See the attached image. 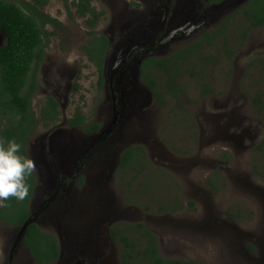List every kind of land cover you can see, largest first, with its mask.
Here are the masks:
<instances>
[{"label": "rangeland", "instance_id": "374dc122", "mask_svg": "<svg viewBox=\"0 0 264 264\" xmlns=\"http://www.w3.org/2000/svg\"><path fill=\"white\" fill-rule=\"evenodd\" d=\"M138 2L97 0L99 7L109 11L101 21L103 34L132 15L131 9ZM176 5L177 2L168 5L170 18ZM202 9V21L189 26L195 27L194 31H180L174 40L167 41V56L200 43L205 34L212 35L236 10L211 9L207 13L208 8ZM45 11L64 25V30L49 43L44 35V44L48 54L45 63H52L70 77L68 117L80 111L87 117L86 123L108 126L107 121L111 120L101 107L109 87H99L97 70L81 55L78 43L85 35L83 19L75 14L74 21L70 20L64 0H50ZM241 16L232 18L223 28V36L212 39L204 50L205 55L217 60V65L204 68L203 81L211 86L213 95L201 96L203 81L197 74L193 76L192 67L197 68L194 59V65L182 60L187 65L174 75L184 89L178 101L167 91V78L157 74L155 79L162 84L158 88L161 99L149 86H144L143 93L135 97L131 94L129 113L118 133L90 160L82 162L78 185L70 186L69 195L66 193L49 212L39 216L41 220L48 219L37 224L39 229L52 234L63 251L64 259L60 262L58 258L54 264H122L120 248L111 239V232L109 235L112 227L122 223L143 224L156 236L160 255L167 259L246 264L241 256H247L249 247L264 261V109L259 108L264 105V27L249 29ZM181 26H168L167 36ZM69 45L77 46L68 50ZM56 70L54 66L48 67L45 81L41 71V87L59 80L54 78ZM40 96L34 102L38 109ZM224 114L236 120L234 128H241L247 135V148H237L238 156L228 146L229 140L220 134L226 120L221 119ZM211 116L217 119L208 122ZM55 126L39 124L30 137L28 158L34 162L33 172L37 175L33 211L45 202L46 191L53 187V179L58 175L54 170L50 173L56 169L54 146L67 141L52 143L53 134L61 129ZM65 133L69 137L66 145L86 148L93 144L92 140L80 141L79 131ZM135 145L146 151L147 162L134 164L123 173L121 157ZM144 166L146 171L142 170ZM250 183L258 191L247 188L245 184ZM69 197L71 211L65 214L64 210L61 215V206L66 209L65 199ZM57 209L58 216H52ZM18 236V227L0 221V264H5L13 244L20 243ZM255 242L260 244L258 249ZM16 264H35L24 245L18 251Z\"/></svg>", "mask_w": 264, "mask_h": 264}, {"label": "flooded vegetation", "instance_id": "af4514ba", "mask_svg": "<svg viewBox=\"0 0 264 264\" xmlns=\"http://www.w3.org/2000/svg\"><path fill=\"white\" fill-rule=\"evenodd\" d=\"M1 1H6L17 5L19 11H21L23 14L27 15L28 17L33 18L36 21L41 31L40 36L43 46V56L37 73L38 74L37 88L31 98L32 109L35 112V117L37 119V126H39V124H43V125L46 124L47 126L56 125L55 127H60L61 129L56 131L55 134H53L52 141L60 143L62 140H67L64 144H66L69 140V137L67 136L65 131L72 133L79 131L78 137L81 139L80 141H84V139H86L88 135L90 136L97 134L102 128H104L101 123L99 122L86 123L88 119L80 111H77L73 113L74 114L73 116L68 117L67 109L71 98V93L70 90L68 89L70 87L68 82L70 77L68 75H65L64 73H61L60 68L56 67L52 63H50V65L45 63L48 54L45 49L46 47L44 44L45 43L44 35L46 36V43H49L50 40L52 41L53 36L58 35L59 32L64 30V25L60 21V19H56L51 14H49L48 11H45V8L48 2H50V0H31V1L1 0ZM102 1H108V0H102ZM177 1L178 0H140V2L137 3L138 6L136 8L131 9L132 15L126 16V17L135 16V17L123 18L121 22L118 23L117 27L112 26V28L110 29L108 28L105 32L106 35H104L101 30V21L106 16L107 14L106 12L109 11L99 7L97 4V0H64L66 8L68 10L69 19L74 21V15L76 14L78 18L83 19L85 24V29H84L85 35L80 40H78L82 52L81 55L86 57L89 60V62L94 65L99 75V80L101 77H103L104 80L103 90L108 89V87L110 90V92H108L107 90V94H106L107 99L102 105L101 110L103 108L106 115L109 116L111 121H107V123L112 125L113 128L110 131V133L105 136L103 141L104 143L102 142L103 145H101L98 151L96 150V153L102 150L103 146L110 141L115 131L118 128H120V126L123 124L124 119L122 118L123 116L122 110H123V101L125 100L124 96L128 95V102H129L130 96H132L131 94H133V97H135V94L139 95L143 93L144 86H148L142 82L143 67L145 63L153 64L152 60L153 61L158 60L164 62L171 56V55L167 56L168 49L170 48V43H167V37H168L167 32H168V26L173 25V18L172 17L170 18L169 14L167 16V8L168 5L170 6L173 2H177ZM213 5L215 4L211 3L210 0L208 2L205 0H198L197 7L199 8L201 7V10L196 12L195 17L192 20V24L198 25V23L202 21L203 12H204L202 6L208 8L207 11L208 13L211 10L210 6ZM241 7L240 8L238 7L236 10H234L235 11L234 13L239 12ZM85 9H90L91 11H85L84 13L83 11ZM187 32H191V31H187ZM102 37H105L108 42L105 48H103L101 45ZM0 43H7V36L3 30H0ZM76 46L77 45H69V48L67 49L70 50L76 48ZM109 60L110 63L108 64ZM182 60L183 59H181L180 61ZM101 61H103L102 71L100 70L99 67V63ZM51 66H54L57 69L56 76L54 78H59V80H61L63 83L60 84L59 80L54 79L51 84L46 83V86L43 88L40 85L39 75L43 70L42 80L45 81L47 68ZM148 72L151 74L150 77L152 76L153 78H156L155 76H157V74L159 76H164L167 78L166 66L163 64L159 65L158 67L155 66L149 67ZM76 74L79 75V73ZM120 78L125 79L127 81V87L124 89L120 88L116 84V81ZM106 79L108 83H106ZM111 81H113V83H111ZM52 88L54 89L52 90ZM138 88L139 90H137ZM136 91H138V93H136ZM39 95H41L40 96L41 100H37V101H40L39 104L40 109L34 107L35 99H37ZM110 95L111 98H109ZM211 95H213V93L208 96ZM49 99H53L57 103L55 113H53V111L49 106ZM108 100L112 101L111 104L107 103ZM34 108L39 110V114H37V110H35ZM259 108L264 109V106H261ZM61 116H63L62 119ZM222 116L221 119L226 118V120H224V128L220 130V134L223 136L224 139L227 138L229 140L228 146L230 147V149H232L234 156H238L237 148H241L244 150L247 148V146L244 145L247 135L241 128H234L237 121L232 119L229 116V114H224ZM77 118H84L85 119L84 123L80 126L70 125V121L75 120ZM54 119L56 121H53ZM216 119H217L216 117L211 116L209 117L208 122L215 121ZM91 124L99 125L100 126L99 131L96 133H86L84 128L88 127ZM118 131L119 130H117V133ZM81 132L83 133V136H80ZM29 144H30V140L27 146L28 156H29V147H30ZM81 166L82 165H80L78 168H73L72 173L69 175L60 172V174H58L56 179L54 180L53 187L49 186V192L48 190L46 191L45 202L51 198H54L56 200L59 198L62 199L63 196H66V193L69 192L68 189L70 188V186L78 185L77 181L79 177V172L82 169ZM35 176L37 175L35 174ZM245 185L247 186V188L255 192L258 191L253 184L251 185L245 184ZM68 195L69 193L67 194V196ZM33 198L31 201V207H32ZM68 200L69 198L65 199V201ZM1 208L2 207H0V210ZM262 221L264 223V214L262 217ZM23 245L32 255L26 244H20L16 241L13 244L12 250L5 264H16L18 251L19 249H21V246ZM255 245H256L254 246L255 249H258L260 247V244H258V242H255ZM248 248H246L247 256L245 255H243L244 257L241 256L243 261L247 262L248 264H264V261L261 258H258L259 253L253 254L252 250Z\"/></svg>", "mask_w": 264, "mask_h": 264}, {"label": "trees", "instance_id": "16d2710c", "mask_svg": "<svg viewBox=\"0 0 264 264\" xmlns=\"http://www.w3.org/2000/svg\"><path fill=\"white\" fill-rule=\"evenodd\" d=\"M222 1L225 0H210L214 4ZM85 11L91 10L85 9L83 12L85 13ZM237 15H242L241 17L247 22L249 29L264 26V0H249L239 12L228 18L222 28L213 32L212 35L205 34L200 43L178 51L164 62L152 60L153 64L145 63L142 82L150 87L158 99H161L162 94L158 88L162 87V84L158 83L152 76L150 77L148 68L165 65L167 91L178 101L179 95L184 92V89L180 87V83L177 81L179 77L174 78V75L179 73L183 68L182 66L189 63L188 61L193 63L192 59H194L198 69L192 67L193 76L197 74V77L203 81L206 78L204 68L208 69L217 65L216 57L205 55L204 50L211 45L212 39L223 36V28L225 29L229 21L236 18ZM0 30H3L7 36V43H4L3 46L0 45V142L6 145L7 141L14 139L21 145V154L28 157V142L37 126L31 98L37 88V73L43 56L41 31L36 21L19 11L17 5L1 0ZM101 40V45L105 48L108 43L107 39L102 37ZM181 59L187 63L180 61ZM102 66L103 61L99 63L101 71ZM199 66L201 67L199 68ZM98 84L103 89V77L100 78ZM201 86L202 97L213 93L207 82L203 81ZM258 103L260 102H256V104ZM49 106L55 113L57 103L53 99H49ZM84 120V118H77L70 121V125L80 126ZM99 129L100 126L97 124H91L84 128L86 133H96ZM121 159L120 171L125 173L134 164H146V151L141 146L135 145L127 149ZM142 170L146 171L147 168L144 166ZM26 183L29 187L28 196L22 201L9 197L8 201L4 202L7 206L0 210V221L9 226L20 228L30 217L31 201L37 186V177L34 172L26 177ZM79 184H83V179L79 180ZM110 232L114 243L120 248L122 264H200L193 261L167 259L161 256L156 236L143 224L122 223L112 227ZM25 244L32 253L36 264H54L59 258L60 247L56 238L52 234L40 230L37 224L28 227Z\"/></svg>", "mask_w": 264, "mask_h": 264}, {"label": "water", "instance_id": "95a60500", "mask_svg": "<svg viewBox=\"0 0 264 264\" xmlns=\"http://www.w3.org/2000/svg\"><path fill=\"white\" fill-rule=\"evenodd\" d=\"M205 1L208 2L209 0H205ZM248 1L249 0H225V1H222L221 3L210 6V9H218V10H223L225 8L237 9L238 7L240 8L241 6H244L245 4H247ZM197 6H198V0H178L177 1V5L173 10L172 27L175 28L180 24L182 26L175 30L170 31L167 37V41L174 40L175 36H177L180 31H183V30L194 31L195 27L193 26L189 27V26L192 25V20L195 17L196 12L201 10V7L199 8ZM0 45L3 46L4 43H0ZM109 63H110V60L108 64ZM113 70H114V67H113ZM106 83H108L107 79H106ZM111 83H113V81H111ZM116 84L120 88H123V89L127 87V81L122 78L118 79L116 81ZM124 98L125 100L123 101L122 118L125 120L127 114L129 113L128 107L130 104V100L128 102V95H125ZM130 99H131V96H130ZM112 128L113 126L109 124L108 126L102 128L97 134L90 135L89 137H87L83 142H88V140H92L93 144L90 146H87L86 148L84 146H78L73 143H71V145L60 144L57 147L54 146L56 169L50 170V173L56 172L57 174H60V172H63L64 174H68V175L71 174L73 168H78L82 164L83 161L90 160L96 154V150L98 151L99 147L103 145L105 136L110 133ZM116 132L117 130L115 131V133ZM115 133L112 135L111 138H113ZM52 143L54 142L52 141ZM53 170L55 172H52ZM70 199L71 198L69 197V200L65 201L66 209L63 206H61V215H62V211L64 212V210H65V214H68L69 211H71L70 209L71 200ZM54 202H56V199L54 198L48 199L46 202L37 206V209L35 211L33 210L31 211V215L28 218V220L25 222V224L22 227L19 228L18 240L21 244H25V237H26L27 229L30 225L41 224V222H43L44 220H48L47 218H44L41 220L39 216H41L43 213L49 212ZM58 210L59 209H57L55 214L52 216L57 217ZM109 235H110V230H109ZM61 251L59 255L60 262L61 260L64 259L63 251L62 252ZM78 264H81V263H78Z\"/></svg>", "mask_w": 264, "mask_h": 264}, {"label": "clouds", "instance_id": "9594fccd", "mask_svg": "<svg viewBox=\"0 0 264 264\" xmlns=\"http://www.w3.org/2000/svg\"><path fill=\"white\" fill-rule=\"evenodd\" d=\"M35 170L34 162L21 154V145L14 139L0 142V207L9 197L24 200L29 194L26 177Z\"/></svg>", "mask_w": 264, "mask_h": 264}]
</instances>
